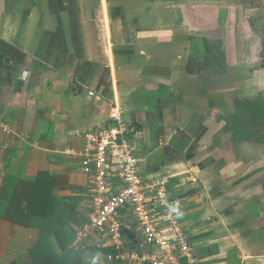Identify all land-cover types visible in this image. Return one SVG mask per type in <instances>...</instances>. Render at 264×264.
Segmentation results:
<instances>
[{
	"label": "crops",
	"instance_id": "1",
	"mask_svg": "<svg viewBox=\"0 0 264 264\" xmlns=\"http://www.w3.org/2000/svg\"><path fill=\"white\" fill-rule=\"evenodd\" d=\"M234 19L218 0H0V264H150L110 259L100 234L73 246L93 197L84 135L118 119L144 180L168 178L198 264H227L231 250L264 264V213L247 211L262 158L219 135L232 73L196 67L203 37L230 58ZM36 194L49 199L41 219L17 222ZM121 214L127 248L154 252Z\"/></svg>",
	"mask_w": 264,
	"mask_h": 264
},
{
	"label": "built area",
	"instance_id": "2",
	"mask_svg": "<svg viewBox=\"0 0 264 264\" xmlns=\"http://www.w3.org/2000/svg\"><path fill=\"white\" fill-rule=\"evenodd\" d=\"M125 133L126 126L118 119L111 126L92 129L84 135L80 155L83 171L91 177L93 197L89 220L78 229L74 248L100 234L117 250L110 259L198 264L196 248L178 219L180 204L170 198L168 178L144 180L135 149ZM125 210L131 211L146 242L156 246L154 252L127 248L121 216Z\"/></svg>",
	"mask_w": 264,
	"mask_h": 264
},
{
	"label": "rangeland",
	"instance_id": "3",
	"mask_svg": "<svg viewBox=\"0 0 264 264\" xmlns=\"http://www.w3.org/2000/svg\"><path fill=\"white\" fill-rule=\"evenodd\" d=\"M219 4L227 3L233 7L235 13L234 36L230 45V58L223 50V39L213 40L203 37L202 44L216 42L214 52L201 50L198 60H202L203 68L213 76L224 75L231 72L233 79V97L255 99L264 92V68L262 67V50L264 39V0H218ZM207 41V42H208ZM223 50L225 57L220 50ZM211 54V55H210ZM226 71V72H225ZM231 96V95H229ZM228 98H231L229 97ZM223 97H218L222 101ZM215 113L224 115V110L217 108ZM243 154L249 158L257 157L260 160V170L253 178L262 187L264 192V144L243 143L239 146ZM259 161V160H258ZM254 197V196H253ZM251 197L250 200H253Z\"/></svg>",
	"mask_w": 264,
	"mask_h": 264
},
{
	"label": "trees",
	"instance_id": "4",
	"mask_svg": "<svg viewBox=\"0 0 264 264\" xmlns=\"http://www.w3.org/2000/svg\"><path fill=\"white\" fill-rule=\"evenodd\" d=\"M250 1V0H249ZM208 41V40H207ZM203 44L205 52H214L216 47L213 45L216 42H207ZM213 41V40H211ZM263 50H262V67L264 68V39L262 40ZM214 47V49H212ZM223 56L225 57L224 51L221 49ZM211 55V54H210ZM210 61V58H209ZM208 61V62H209ZM207 61L202 63V60H198L196 62V67L199 70H202V73L206 72L203 68V64L206 65ZM192 62L189 64V70L192 69ZM206 76H208V72H206ZM210 75V74H209ZM216 102H211V107L215 106ZM222 121L225 122L224 127L222 128L219 135H227L231 142V147L233 149L239 148V146L243 143H263L264 144V92L261 93L255 99H247L240 97H233L224 109V115L220 117ZM264 189V186H263ZM172 197V196H171ZM174 198V196L172 197ZM171 198V199H172ZM24 201L20 202L18 205L17 212H19L22 208L27 211L22 214L19 213V218H15V220L19 223H23L26 225H33V220L41 219L43 213L39 215L41 211L38 212L39 206L49 201L48 197H43L41 194H36L35 196H25ZM254 202L249 204L247 211L256 212L259 214L260 212L264 213V192L262 194H256L254 197ZM46 200V201H45ZM42 202V203H41ZM264 220V215H263ZM190 240V237H189ZM191 242V240H190ZM128 248H133L128 244ZM75 249V248H74ZM112 253H116L117 250L115 248L109 249ZM215 251H213L214 253ZM229 261L227 264H240V260L236 256V252L231 250L229 253Z\"/></svg>",
	"mask_w": 264,
	"mask_h": 264
}]
</instances>
